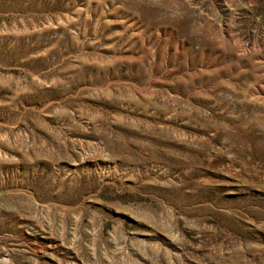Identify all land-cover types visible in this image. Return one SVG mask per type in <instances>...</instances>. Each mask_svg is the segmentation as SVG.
Instances as JSON below:
<instances>
[{"label":"rangeland","instance_id":"374dc122","mask_svg":"<svg viewBox=\"0 0 264 264\" xmlns=\"http://www.w3.org/2000/svg\"><path fill=\"white\" fill-rule=\"evenodd\" d=\"M0 264H264V0H0Z\"/></svg>","mask_w":264,"mask_h":264}]
</instances>
